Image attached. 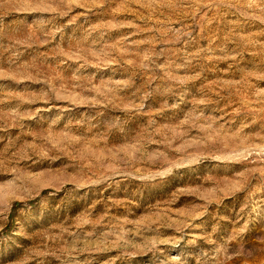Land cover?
<instances>
[{
	"label": "rangeland",
	"instance_id": "374dc122",
	"mask_svg": "<svg viewBox=\"0 0 264 264\" xmlns=\"http://www.w3.org/2000/svg\"><path fill=\"white\" fill-rule=\"evenodd\" d=\"M15 203L0 264H264V0H0Z\"/></svg>",
	"mask_w": 264,
	"mask_h": 264
},
{
	"label": "trees",
	"instance_id": "16d2710c",
	"mask_svg": "<svg viewBox=\"0 0 264 264\" xmlns=\"http://www.w3.org/2000/svg\"><path fill=\"white\" fill-rule=\"evenodd\" d=\"M48 193H50L48 190H44L42 191L38 197H36L34 200L26 203V206L27 207H31L33 206L36 202L39 201V199H41L42 197H44L45 195H47ZM19 207H22V204L21 203H15L13 204L12 208H11V211H10V214L8 216V224L6 225V227L4 228V230H2V232H0V237L3 236V235H6L12 228V219H13V216L16 212V210L19 208Z\"/></svg>",
	"mask_w": 264,
	"mask_h": 264
}]
</instances>
